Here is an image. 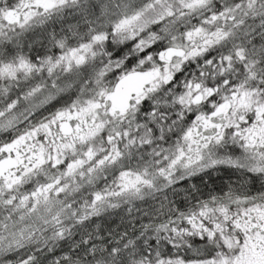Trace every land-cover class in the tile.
<instances>
[{"label": "snow or ice", "instance_id": "snow-or-ice-1", "mask_svg": "<svg viewBox=\"0 0 264 264\" xmlns=\"http://www.w3.org/2000/svg\"><path fill=\"white\" fill-rule=\"evenodd\" d=\"M0 264H264V0H0Z\"/></svg>", "mask_w": 264, "mask_h": 264}, {"label": "trees", "instance_id": "trees-1", "mask_svg": "<svg viewBox=\"0 0 264 264\" xmlns=\"http://www.w3.org/2000/svg\"><path fill=\"white\" fill-rule=\"evenodd\" d=\"M228 175H230V173L225 171H221L219 173H213L212 178L210 180L207 177L205 178L207 187H205L204 184L200 182L199 178L194 179L192 183H196L206 197L208 192L210 191L219 192L222 188H224V186L229 183L227 179ZM187 186H188L187 183H182L179 187L183 189ZM257 187H259V185H257ZM182 195L183 193H181V195H174L171 198L174 201H176L177 204H180L183 207L186 206V203L183 202ZM143 207L146 208L147 205H144ZM102 223L104 224L106 229L110 227L114 230H123V225L121 224L120 218L118 216L113 215L111 217H108L105 221H102ZM137 227H139V225H137Z\"/></svg>", "mask_w": 264, "mask_h": 264}]
</instances>
